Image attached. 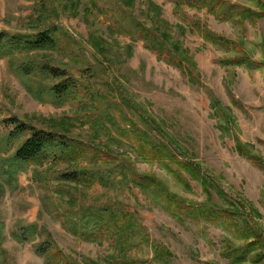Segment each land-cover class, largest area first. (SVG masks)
<instances>
[{
  "label": "rangeland",
  "instance_id": "1",
  "mask_svg": "<svg viewBox=\"0 0 264 264\" xmlns=\"http://www.w3.org/2000/svg\"><path fill=\"white\" fill-rule=\"evenodd\" d=\"M222 1L264 12V0ZM134 21L179 43L199 84L148 49ZM53 28L58 30L57 46L22 53L12 62L28 57L64 70L86 94L80 91L59 103L45 88L60 79L22 76L1 58L0 165L27 136L5 142L14 120L65 133L95 148L100 158L93 163L88 153L73 165L47 159L26 165L13 178L0 167V264H46L36 253L37 244L46 239L70 263L112 264L121 253L114 239L86 241L63 223V217L87 207L105 206L135 215L140 233L124 254L134 264H162L157 250L170 252L169 264H256L254 253L238 263L235 256L249 240L247 230L264 235V165L241 155L236 145L239 141L264 162V17L246 18L242 12L219 20L209 7L185 0H0V31L33 34ZM217 36L228 42H215ZM241 55L260 65L224 64ZM210 94L232 113L230 133L218 129ZM137 131L197 163L210 184L167 159L148 157ZM108 162L123 171L103 185L59 178L76 167L103 170ZM134 172L184 201H211L234 211L236 218L195 221L173 213L153 186L133 179ZM31 224L35 235L19 238L21 228ZM258 259L264 264V256Z\"/></svg>",
  "mask_w": 264,
  "mask_h": 264
},
{
  "label": "trees",
  "instance_id": "2",
  "mask_svg": "<svg viewBox=\"0 0 264 264\" xmlns=\"http://www.w3.org/2000/svg\"><path fill=\"white\" fill-rule=\"evenodd\" d=\"M190 6L197 8L209 7V12L216 15L219 20H230L240 13H244L246 18L264 17V12L241 8L236 4H228L222 0H185ZM138 35L144 41L145 46L156 52L157 56L180 69L183 73L190 75L189 82L199 84L195 76H193V63L186 59L179 52V43L169 42V38L164 32H158L153 27H147L139 22H133ZM57 28L45 29L33 34L16 33L10 34L0 31V59L7 58L9 66L22 76H47L50 79H60V82H53L46 87V93L59 103L66 102L75 97L77 93H85L84 87L78 83L77 79L66 74L64 70H59L45 63L39 64L32 60L24 59L20 62H12L20 54L28 55L29 52L40 49H51L58 45L59 39L56 34ZM210 34V33H208ZM215 42L227 43V39L217 36ZM179 44V45H178ZM18 59V58H17ZM247 63L249 66L258 67L259 62L249 61L246 56H237L224 61L225 65L238 66ZM232 103L236 106L239 102L232 98ZM209 104L214 114L218 118L217 127L222 133H230L233 127V115L229 108L224 107L220 100L214 95H209ZM11 121V120H7ZM14 124V129L7 135L5 142L16 137L27 134L24 140L16 147L12 155L4 158L0 165L6 177L13 178L16 173L23 170L26 165L35 162H42L47 159L56 162H64L68 165L78 163L83 157L88 156L93 163H97L100 155L95 148L77 142L65 133L53 130H45L36 128L30 124L18 121L10 122ZM136 138L139 141L140 148L146 152L150 158L160 160L167 159L184 171L188 172L193 178L200 179L206 186L210 184L209 178L204 176L199 165L189 159L179 158L174 155L170 147L162 142L155 141L148 132L137 131ZM238 152L246 156L252 161L263 164V160L249 152L239 141L236 145ZM96 153H94V152ZM93 153V154H92ZM109 158L108 156H103ZM123 167L118 163L108 162V167L103 170L91 169L89 167H76L59 174V178L66 182H72L89 186L92 183L106 184L115 179L122 173ZM132 177L138 182H148L154 187L155 191L163 198L167 208L173 213L176 212L183 216H187L195 221L199 220H225L234 221L236 213L222 206H216L209 202L201 204H193L177 197L174 193L163 187L159 182L147 176L132 173ZM65 228L74 236L90 242H99L105 239H114L121 251L120 257L115 259L112 264H134L124 254L127 246L135 240L140 233V225L137 223L135 215L131 212L115 209L105 206L99 208L87 207L84 210L63 217ZM36 226L34 224L21 228L20 237L22 235H35ZM249 240L243 248L236 250V261L242 262L248 253H254L252 261L261 263L264 252L256 253V249L264 250V235L256 229L247 230ZM140 242L146 243L145 238L139 239ZM237 249V248H236ZM36 253L45 258L46 264H75L70 263L59 250H53V244L50 240H42L36 246ZM157 260L162 264H169L168 256L170 252L163 253L157 250ZM74 262V261H73ZM81 264H98L93 260L81 262Z\"/></svg>",
  "mask_w": 264,
  "mask_h": 264
}]
</instances>
